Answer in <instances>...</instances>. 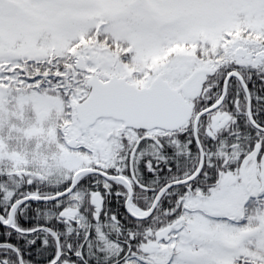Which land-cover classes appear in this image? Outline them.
<instances>
[{
    "label": "snow or ice",
    "instance_id": "1",
    "mask_svg": "<svg viewBox=\"0 0 264 264\" xmlns=\"http://www.w3.org/2000/svg\"><path fill=\"white\" fill-rule=\"evenodd\" d=\"M0 264H264V0H0Z\"/></svg>",
    "mask_w": 264,
    "mask_h": 264
}]
</instances>
